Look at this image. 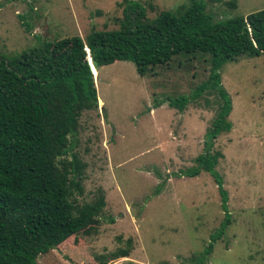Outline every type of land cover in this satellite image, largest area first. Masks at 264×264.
<instances>
[{
    "label": "rangeland",
    "instance_id": "obj_1",
    "mask_svg": "<svg viewBox=\"0 0 264 264\" xmlns=\"http://www.w3.org/2000/svg\"><path fill=\"white\" fill-rule=\"evenodd\" d=\"M142 1L160 10L188 2ZM119 2L0 0V56L33 47L37 36L84 38L90 29H114ZM262 8L264 0H204L212 21ZM205 60L200 53L177 54L143 75L130 61L94 68L97 107L80 114L73 148L84 163L75 200L90 202L101 192L104 207L96 226L38 255L37 264H195L192 258L210 242L203 264H264V53L219 69L231 128L213 143L222 155L214 169L227 193L229 223L214 241L224 216L216 184L204 171L179 175L202 153L214 97L188 101L181 110L165 101L191 95L208 73ZM122 249L126 257L112 258Z\"/></svg>",
    "mask_w": 264,
    "mask_h": 264
},
{
    "label": "trees",
    "instance_id": "obj_2",
    "mask_svg": "<svg viewBox=\"0 0 264 264\" xmlns=\"http://www.w3.org/2000/svg\"><path fill=\"white\" fill-rule=\"evenodd\" d=\"M118 5L121 15L114 29H90L84 38L37 36L33 47L9 58L0 56V264H37L38 255L98 223L102 193L90 202L75 200L82 194L84 163L73 148L80 114L97 107L94 68L114 61H130L143 75L177 54L205 55V79L190 96L165 101L181 110L188 101L214 97L216 110L204 133L202 153L179 175L204 171L216 184L224 216L211 241L229 223L227 193L214 169L222 155L213 143L231 128V102L219 69L226 61L264 53V8L212 21L204 12V0H188L174 10L142 0H121ZM146 8L154 11L152 16ZM23 26L29 31L27 23ZM210 251L211 242L193 262L203 264ZM128 252L122 249L112 258Z\"/></svg>",
    "mask_w": 264,
    "mask_h": 264
}]
</instances>
